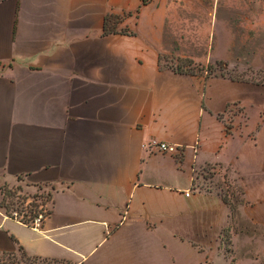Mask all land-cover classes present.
<instances>
[{"label":"crops","instance_id":"1","mask_svg":"<svg viewBox=\"0 0 264 264\" xmlns=\"http://www.w3.org/2000/svg\"><path fill=\"white\" fill-rule=\"evenodd\" d=\"M243 1L254 21L188 55L208 75L165 66L170 0H0V188L55 189L41 232L0 218V264H182L223 227L213 183L264 198V0Z\"/></svg>","mask_w":264,"mask_h":264},{"label":"rangeland","instance_id":"2","mask_svg":"<svg viewBox=\"0 0 264 264\" xmlns=\"http://www.w3.org/2000/svg\"><path fill=\"white\" fill-rule=\"evenodd\" d=\"M170 1L174 3L170 16L176 15L178 20L183 21L184 27L175 29L171 26L168 29L169 40L175 42L178 56H165V66L198 73L204 71L208 75L222 72V64L197 63L188 55L205 60L210 41L219 36V25L254 21L256 14L248 11L243 0ZM193 21L199 22L198 29L188 27V23L191 25ZM233 32L238 33L239 30L233 29ZM229 74L246 78L254 73L251 70H236ZM224 177V180L213 183V189H210L216 190L223 200V227L215 236H201L199 243L194 244L198 253L183 257L182 264H199L200 261V264H264V198H258L256 189L244 190L227 174Z\"/></svg>","mask_w":264,"mask_h":264},{"label":"built area","instance_id":"3","mask_svg":"<svg viewBox=\"0 0 264 264\" xmlns=\"http://www.w3.org/2000/svg\"><path fill=\"white\" fill-rule=\"evenodd\" d=\"M147 149L178 153V146L157 141H151ZM54 196L55 189L49 183L33 181L30 175H20L15 182L4 183L0 188V218L41 232L54 212Z\"/></svg>","mask_w":264,"mask_h":264},{"label":"trees","instance_id":"4","mask_svg":"<svg viewBox=\"0 0 264 264\" xmlns=\"http://www.w3.org/2000/svg\"><path fill=\"white\" fill-rule=\"evenodd\" d=\"M106 27H107V29H109V24H108V22H107ZM115 27H116V24L114 23L113 26L110 27V28H111L110 31H113V32H114V31L116 30ZM123 33H126V32H123ZM218 64H222V63H218ZM218 64H217V65H218ZM222 65H223V64H222ZM176 71H179V72H185V71H187V72H189V73H197V72H195V71H192V70L188 71V70H186V69H184V70H183V69H182V70L179 69V70H176Z\"/></svg>","mask_w":264,"mask_h":264}]
</instances>
